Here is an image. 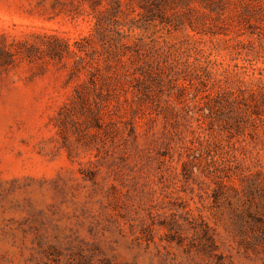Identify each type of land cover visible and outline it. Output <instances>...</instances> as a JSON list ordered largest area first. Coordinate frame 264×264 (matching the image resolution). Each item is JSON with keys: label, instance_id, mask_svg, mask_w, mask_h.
Instances as JSON below:
<instances>
[{"label": "rangeland", "instance_id": "374dc122", "mask_svg": "<svg viewBox=\"0 0 264 264\" xmlns=\"http://www.w3.org/2000/svg\"><path fill=\"white\" fill-rule=\"evenodd\" d=\"M170 7L105 86L89 1L0 0V264H264V0Z\"/></svg>", "mask_w": 264, "mask_h": 264}, {"label": "trees", "instance_id": "16d2710c", "mask_svg": "<svg viewBox=\"0 0 264 264\" xmlns=\"http://www.w3.org/2000/svg\"><path fill=\"white\" fill-rule=\"evenodd\" d=\"M87 1L90 2V14L93 16L94 21L90 26L89 35L76 42L78 51L84 52V56L78 54L79 62H76L73 72L79 69L78 64H80L85 57L93 59V54H96L95 50L91 49L93 51L89 52V47L87 46L91 40H98L101 43V56L104 58L108 74L106 77L111 78L110 82L104 83L105 86H108L109 84H121V78L125 79L128 74L125 69L126 67L121 64V59L125 52L132 48L129 41L132 39L135 40L134 48L137 49V47H140V42L147 30L155 29L160 25L164 27H176L178 22L170 18L176 20H178V18L175 15L170 16L168 14V8H172L170 4L175 1L180 4H188L191 0H139L138 12L135 16H130L129 13H126L119 0H113V3L111 0L109 2L110 6L103 11L98 9V3H96L95 0ZM201 1L205 2L209 8H212L222 0ZM134 11L135 9L131 10V12ZM119 15L125 16V19L122 21L119 20ZM68 48L67 42H63L59 43L58 46H53L51 51L61 55L63 51L67 52ZM133 57H135V61L138 56L134 55ZM87 63L91 66V61ZM120 68L121 71H119ZM94 70L97 74L99 67L95 66ZM95 73L91 76H95Z\"/></svg>", "mask_w": 264, "mask_h": 264}]
</instances>
